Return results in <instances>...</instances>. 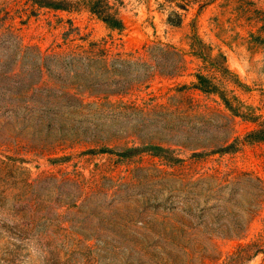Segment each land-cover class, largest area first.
<instances>
[{"label": "rangeland", "instance_id": "374dc122", "mask_svg": "<svg viewBox=\"0 0 264 264\" xmlns=\"http://www.w3.org/2000/svg\"><path fill=\"white\" fill-rule=\"evenodd\" d=\"M106 3L0 0V264H264V0Z\"/></svg>", "mask_w": 264, "mask_h": 264}, {"label": "trees", "instance_id": "16d2710c", "mask_svg": "<svg viewBox=\"0 0 264 264\" xmlns=\"http://www.w3.org/2000/svg\"><path fill=\"white\" fill-rule=\"evenodd\" d=\"M34 3L35 5L41 7H47L56 10H68L74 5L85 3L88 5L90 12L103 20L111 30H122L124 27L123 21L115 14L113 11L108 9V4L106 0H28ZM198 87L201 91L205 93H214L216 90V86L213 85L207 77L204 75H197ZM228 104V103H226ZM248 138L252 141H264V138L261 137L260 132H252L248 135ZM234 145H230L225 148L223 152L228 153L229 150L233 148ZM163 152H167L166 150L160 149ZM139 152L138 149L127 150L123 153V157H131L133 154H137ZM168 153V152H167ZM157 156H160L157 153ZM175 160V159H174ZM180 159H176L175 162H180Z\"/></svg>", "mask_w": 264, "mask_h": 264}]
</instances>
